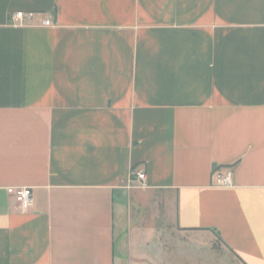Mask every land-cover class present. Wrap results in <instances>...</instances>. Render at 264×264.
I'll return each instance as SVG.
<instances>
[{"label": "crops", "instance_id": "0c3cea01", "mask_svg": "<svg viewBox=\"0 0 264 264\" xmlns=\"http://www.w3.org/2000/svg\"><path fill=\"white\" fill-rule=\"evenodd\" d=\"M134 194L264 264V0H0V264H133Z\"/></svg>", "mask_w": 264, "mask_h": 264}, {"label": "rangeland", "instance_id": "374dc122", "mask_svg": "<svg viewBox=\"0 0 264 264\" xmlns=\"http://www.w3.org/2000/svg\"><path fill=\"white\" fill-rule=\"evenodd\" d=\"M123 256L133 264H238L211 234L183 233L166 221L150 195L126 196ZM129 218H131L129 220Z\"/></svg>", "mask_w": 264, "mask_h": 264}, {"label": "built area", "instance_id": "2783aa9c", "mask_svg": "<svg viewBox=\"0 0 264 264\" xmlns=\"http://www.w3.org/2000/svg\"><path fill=\"white\" fill-rule=\"evenodd\" d=\"M33 14H25L23 12H19L13 16V21L15 24L25 21L27 19H31ZM45 26H51L52 22L50 20L44 21ZM216 176V184L220 187H231L233 186V180L231 173H227L225 176L221 174L220 171H215ZM136 177L139 181H144L146 179V175L139 171L136 173ZM9 195L14 199V201L21 207V209L25 211H29L32 208L33 204V194L30 188H9Z\"/></svg>", "mask_w": 264, "mask_h": 264}]
</instances>
